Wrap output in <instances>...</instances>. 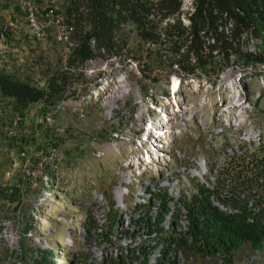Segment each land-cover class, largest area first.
I'll return each instance as SVG.
<instances>
[{"label":"rangeland","instance_id":"rangeland-1","mask_svg":"<svg viewBox=\"0 0 264 264\" xmlns=\"http://www.w3.org/2000/svg\"><path fill=\"white\" fill-rule=\"evenodd\" d=\"M2 3L0 21L9 23L12 6ZM191 5L192 0H184L183 11H190ZM182 20L188 23L183 15ZM46 28L47 37L36 44L41 48L33 43L35 51L26 53L56 62L68 47L55 26ZM260 44L259 37L249 35L243 51L261 54L264 60ZM229 59L218 75L183 77L178 71H166L157 82L142 78L138 65L126 58L95 55L86 61L68 89L75 96L58 104L49 125L62 143L52 148V156L48 149L39 167L48 164L54 180L42 169L28 175L23 165V173L19 172L21 159L7 152L0 138V186L17 183L20 173L29 181V191H23L17 209V201L0 202V264H20L16 254L22 238L30 248L23 264H35L45 250L53 252L47 258L55 264H69L81 253L96 262L121 255L127 264H141L145 255L148 264H155L162 242L154 232L159 206L150 194L158 191L172 200L162 223L165 228L171 221L174 225L167 256L177 264H226L221 255L205 257L188 244L177 247L175 240L187 227L180 196H191L197 184L214 186L230 157H234L230 173L219 179L225 187L237 183L233 174L240 168L244 149L261 148L257 155L264 156V63L246 66L235 56ZM39 76L35 79L43 82L45 77ZM150 125L156 132L152 130V138L145 141ZM245 161L248 167L254 164L250 156ZM244 174L250 176L251 169ZM103 192L112 194L113 208ZM225 194L223 190L221 196ZM143 203L148 204L140 206ZM213 203L233 212L216 199ZM115 209L122 217L104 241L99 234ZM90 216L98 227L94 232L83 227ZM25 218L31 226L27 234L22 230ZM191 240L188 237V243ZM229 264H264V246L254 250L243 245Z\"/></svg>","mask_w":264,"mask_h":264},{"label":"trees","instance_id":"trees-1","mask_svg":"<svg viewBox=\"0 0 264 264\" xmlns=\"http://www.w3.org/2000/svg\"><path fill=\"white\" fill-rule=\"evenodd\" d=\"M31 1L43 4L52 0ZM183 2L54 0L57 7L55 16L61 18L73 45L64 51L58 61L53 62L44 58L43 54L32 58L26 53L35 51L33 43L36 45L40 40H32L24 33L25 14L17 0H3L2 7L12 6V11L9 23L0 21V138L7 152H15L21 159L19 172L24 165L28 175L42 169L47 177L55 179L48 164L42 168L39 165L44 164L48 149L57 148L62 138L57 137L49 125L36 124L35 121L71 95L75 96V92L68 90L72 80L81 76V66L95 55L129 59L138 65L142 78L152 82H157V76L166 71H178L183 77L196 73L218 75L228 67L231 56L246 66L264 63L261 54L243 51V43L249 35L260 38V48L264 51V0H192L190 11L186 12L182 9ZM182 15L186 17L187 24L183 22ZM36 47L39 49L41 45ZM17 55L22 58L18 60ZM39 74V77H45L43 82L41 78L35 79ZM141 89L146 90L147 95L146 86H141ZM31 111L35 114H30ZM261 150L255 148L249 152L244 149L241 152L242 163L237 173L233 174L238 179L237 183L225 187V181L219 179L229 175V164L234 158L230 157L220 170L214 186L197 184L191 196L180 198L187 227L179 232L180 238L175 240L177 247L188 244L202 256L221 255L226 264L243 245L249 244L254 250L262 249L264 156L257 155ZM249 156L254 162L251 167L245 161V157ZM249 168L252 172L250 176L244 174ZM22 173L17 183L0 186V200L17 201L15 209L19 207L23 191H29V181H24ZM223 190L225 196H221ZM102 194L113 208L112 194ZM151 195L155 196L159 206L154 232L162 242L161 254L155 259V264H177L176 260L167 256L169 242L173 240L168 236L173 230V222H169L168 228L162 225L171 197L160 191ZM213 199L230 207L233 212L222 210L213 203ZM148 203L140 206L146 207ZM121 217L117 209L110 213L107 226L99 234L105 236L104 241L113 234L114 225ZM87 218L83 223L86 232L96 231L98 227L92 217ZM23 222L22 230L27 234L31 226L27 218ZM188 237L192 239L191 243H188ZM20 245L21 250L16 256L23 264L26 259L24 254L30 248L25 238L21 239ZM47 255L52 256L53 252L45 250L39 259L34 260L35 264H55ZM140 263L148 264V258L144 255ZM69 264H127V261L119 255L107 259L102 257L100 262H96L81 253Z\"/></svg>","mask_w":264,"mask_h":264},{"label":"built area","instance_id":"built-area-1","mask_svg":"<svg viewBox=\"0 0 264 264\" xmlns=\"http://www.w3.org/2000/svg\"><path fill=\"white\" fill-rule=\"evenodd\" d=\"M17 2L25 14L22 29L32 40L43 39L46 36V27L53 25L60 32L59 39H64L66 41L69 50V47L73 45V42L68 39V33L62 25L61 18L58 15L55 16V10L57 7L54 0H52L51 3L45 2L43 4L34 3L31 0H17ZM40 19H43V22ZM51 120L52 114L47 112L36 119V124L50 122ZM53 152L54 149H51V156L53 155Z\"/></svg>","mask_w":264,"mask_h":264},{"label":"clouds","instance_id":"clouds-1","mask_svg":"<svg viewBox=\"0 0 264 264\" xmlns=\"http://www.w3.org/2000/svg\"><path fill=\"white\" fill-rule=\"evenodd\" d=\"M57 106L58 105H56L55 106V108L54 109H52L51 111H49L51 114H52V120L50 121V122H45V123H42L43 125H50V124H52L53 122H54V118H55V113L57 112ZM42 116V115H41ZM40 117V116H39ZM38 118V117H37ZM36 118V119H37ZM36 122V121H35ZM13 125H16V122H13ZM147 129V131H145V134L147 135L146 137H145V141H147V139L148 138H150L151 136H153L152 135V133H151V131L153 130V131H155L156 132V130H154L153 129V127L150 125V127L149 128H146ZM152 138V137H151ZM53 148V147H52ZM51 148V149H52ZM50 155V154H49ZM148 189L147 188H145V192L147 191ZM151 195V194H150ZM180 198H181V196H180ZM2 202V201H1Z\"/></svg>","mask_w":264,"mask_h":264},{"label":"bare ground","instance_id":"bare-ground-1","mask_svg":"<svg viewBox=\"0 0 264 264\" xmlns=\"http://www.w3.org/2000/svg\"><path fill=\"white\" fill-rule=\"evenodd\" d=\"M173 86V85H172ZM174 88V87H173ZM174 92V91H173Z\"/></svg>","mask_w":264,"mask_h":264}]
</instances>
